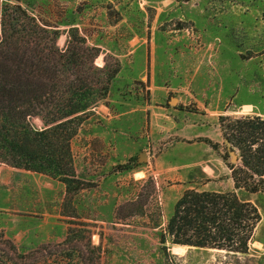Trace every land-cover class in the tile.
<instances>
[{"label": "rangeland", "instance_id": "rangeland-1", "mask_svg": "<svg viewBox=\"0 0 264 264\" xmlns=\"http://www.w3.org/2000/svg\"><path fill=\"white\" fill-rule=\"evenodd\" d=\"M5 2L60 49L84 43L99 54L88 65L118 71L71 141L86 187L68 192L50 175L0 163V234L31 253L83 227L101 264H264V192L235 188L230 165H241L240 154L234 162L219 123L264 117V0H0V10ZM30 122L48 125L42 115ZM149 177L156 193L146 214L119 218L120 205L152 189ZM189 188L236 191L259 207L248 252L161 243Z\"/></svg>", "mask_w": 264, "mask_h": 264}, {"label": "trees", "instance_id": "trees-1", "mask_svg": "<svg viewBox=\"0 0 264 264\" xmlns=\"http://www.w3.org/2000/svg\"><path fill=\"white\" fill-rule=\"evenodd\" d=\"M0 15V163L50 175L68 192L79 191L87 184L76 175L71 141L94 105L107 96L118 68L106 73L95 60L88 65L99 54H91L93 48L84 43L60 49L48 29L19 4L5 2ZM95 67L102 76H92ZM35 115L48 125L34 127L30 118ZM219 123L227 149L240 154L241 165H230L235 188L264 192V117L221 115ZM147 182L152 189L144 186L135 200L120 205L119 218L146 214L156 193L154 178ZM261 220L259 207L236 191L189 188L176 201L160 241L246 253ZM88 233L72 227L64 241L31 253L0 234V264H101L102 250Z\"/></svg>", "mask_w": 264, "mask_h": 264}, {"label": "water", "instance_id": "water-1", "mask_svg": "<svg viewBox=\"0 0 264 264\" xmlns=\"http://www.w3.org/2000/svg\"><path fill=\"white\" fill-rule=\"evenodd\" d=\"M173 103H176V100H175V99L173 100ZM229 152H230V155L232 156V160H233L234 162H236V161L239 160V157H238V154H237L236 151H234V150H229ZM142 158H143V153H142L141 156H140V159H142Z\"/></svg>", "mask_w": 264, "mask_h": 264}, {"label": "crops", "instance_id": "crops-1", "mask_svg": "<svg viewBox=\"0 0 264 264\" xmlns=\"http://www.w3.org/2000/svg\"><path fill=\"white\" fill-rule=\"evenodd\" d=\"M258 115H260V114H258Z\"/></svg>", "mask_w": 264, "mask_h": 264}]
</instances>
